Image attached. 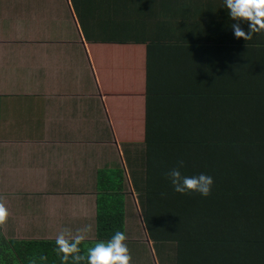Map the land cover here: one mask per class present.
Instances as JSON below:
<instances>
[{
  "label": "crops",
  "instance_id": "0c3cea01",
  "mask_svg": "<svg viewBox=\"0 0 264 264\" xmlns=\"http://www.w3.org/2000/svg\"><path fill=\"white\" fill-rule=\"evenodd\" d=\"M233 23L223 0H0L5 239L55 241L92 225L83 243L94 246L99 173L121 170L132 264H193L146 228L147 98L152 112L153 66L172 46L259 38L236 39Z\"/></svg>",
  "mask_w": 264,
  "mask_h": 264
},
{
  "label": "trees",
  "instance_id": "16d2710c",
  "mask_svg": "<svg viewBox=\"0 0 264 264\" xmlns=\"http://www.w3.org/2000/svg\"><path fill=\"white\" fill-rule=\"evenodd\" d=\"M217 45L210 53L172 46L164 65L153 66L143 129L146 228L153 243H177L193 264H264V35ZM181 159L184 175L213 178L208 197L173 190L164 174ZM97 188L96 238L106 242L123 232V172L99 173ZM0 264L62 261L55 241L7 240L0 229Z\"/></svg>",
  "mask_w": 264,
  "mask_h": 264
},
{
  "label": "clouds",
  "instance_id": "9594fccd",
  "mask_svg": "<svg viewBox=\"0 0 264 264\" xmlns=\"http://www.w3.org/2000/svg\"><path fill=\"white\" fill-rule=\"evenodd\" d=\"M223 6L228 9L231 25L236 39L250 41L255 35L264 34V0H223ZM241 23L248 25V31L241 28ZM184 160H178L175 167L164 175L173 190L182 195L198 193L202 197L211 194L213 178L206 174L184 175L181 171ZM164 195V194H162ZM9 213L5 204L0 201V229L7 223ZM92 232V225L73 232L64 228L55 237V245L62 264H132V257L126 244V234L117 231L108 241H100L82 254L81 244Z\"/></svg>",
  "mask_w": 264,
  "mask_h": 264
}]
</instances>
